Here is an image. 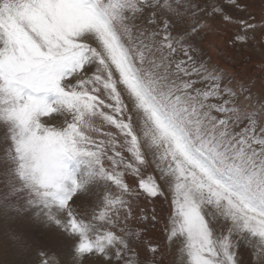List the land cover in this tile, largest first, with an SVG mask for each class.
Instances as JSON below:
<instances>
[{"label": "snow or ice", "instance_id": "obj_1", "mask_svg": "<svg viewBox=\"0 0 264 264\" xmlns=\"http://www.w3.org/2000/svg\"><path fill=\"white\" fill-rule=\"evenodd\" d=\"M229 30L232 48L264 44V13L251 0H0L5 264H264V88L202 56ZM17 221L54 225L67 258Z\"/></svg>", "mask_w": 264, "mask_h": 264}, {"label": "rangeland", "instance_id": "obj_2", "mask_svg": "<svg viewBox=\"0 0 264 264\" xmlns=\"http://www.w3.org/2000/svg\"><path fill=\"white\" fill-rule=\"evenodd\" d=\"M252 10L259 17L264 13V4L261 0H251ZM231 31L220 33L218 36H214L211 41V47L208 44L203 46L202 56L209 60L210 66H214L222 70L226 76L233 77L236 80H243L244 82H252L254 85L253 91L256 93H262V88H264V44L259 42V37L254 46L249 48L237 49L232 48L228 41L231 36ZM264 94V93H262ZM97 126H101V121L97 120ZM102 131H113L115 129H110L108 126H103ZM95 136V133H90ZM147 174H152V170L148 169ZM126 182L130 187L136 186V178L132 176L126 177ZM93 195L82 198L78 202V208L83 211L90 208L96 203L98 198H101L104 194L105 188L103 183L93 186ZM150 205L141 198L139 201L133 202V214L138 215L140 208L147 210ZM157 208L160 207L159 204L156 205ZM165 210H167V205H164ZM136 227L144 228L146 225L135 222ZM13 227L18 231V233L24 235L30 243H33L36 247H51L53 241H61L64 244L62 249L64 256L62 258H67L70 248L68 247V241L63 237V234L59 232L56 227L45 226L44 224H32L28 221H17ZM148 236L153 235L151 231L147 233ZM3 238V233L0 231V240ZM9 257L5 255L0 246V264H5V260ZM172 257L166 256L164 264H170Z\"/></svg>", "mask_w": 264, "mask_h": 264}]
</instances>
